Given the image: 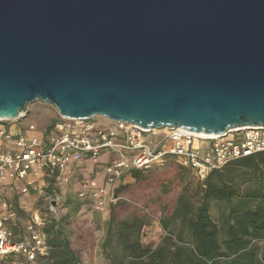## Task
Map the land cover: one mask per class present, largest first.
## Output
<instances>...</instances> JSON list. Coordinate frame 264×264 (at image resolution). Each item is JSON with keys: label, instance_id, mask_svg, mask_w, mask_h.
<instances>
[{"label": "water", "instance_id": "1", "mask_svg": "<svg viewBox=\"0 0 264 264\" xmlns=\"http://www.w3.org/2000/svg\"><path fill=\"white\" fill-rule=\"evenodd\" d=\"M36 103L199 135L264 127V0H0V119Z\"/></svg>", "mask_w": 264, "mask_h": 264}, {"label": "built area", "instance_id": "2", "mask_svg": "<svg viewBox=\"0 0 264 264\" xmlns=\"http://www.w3.org/2000/svg\"><path fill=\"white\" fill-rule=\"evenodd\" d=\"M15 120L0 119V264H36L47 249L42 231L46 221L38 213L18 240L6 230L5 223L16 218L13 207L3 198L6 186L23 182L19 193L27 194L36 179H41L43 190L48 188L43 176L52 179L53 188L45 201L57 203L54 212H49L57 216L79 165L91 162L96 170L78 181L74 194L95 212L107 213L111 206L126 201L116 195V189L130 171L148 172L173 159L203 181L232 162L264 153V127L201 138L178 129H143L108 119L99 125L93 118L71 120L58 115L40 138L12 132L7 123ZM28 131H35V127L28 126ZM100 156H105L104 163L97 161Z\"/></svg>", "mask_w": 264, "mask_h": 264}, {"label": "trees", "instance_id": "3", "mask_svg": "<svg viewBox=\"0 0 264 264\" xmlns=\"http://www.w3.org/2000/svg\"><path fill=\"white\" fill-rule=\"evenodd\" d=\"M175 167L181 188L158 209L164 233L159 243L142 246L146 217L137 210L127 219L120 218L129 205L119 202L103 215L99 244L103 259L109 264H264V153L210 173L191 190L189 171ZM129 173L134 185H120L116 195L130 194L134 187L144 192L152 186L162 187L170 179ZM63 205L68 213L59 221L45 211L50 216L42 230L47 249L36 264H84L82 250L74 246L75 232L69 229L71 216L84 204L68 198ZM213 205L222 207L218 222L211 216ZM12 207L16 218L24 215L16 199ZM77 237L81 239L82 234Z\"/></svg>", "mask_w": 264, "mask_h": 264}, {"label": "rangeland", "instance_id": "4", "mask_svg": "<svg viewBox=\"0 0 264 264\" xmlns=\"http://www.w3.org/2000/svg\"><path fill=\"white\" fill-rule=\"evenodd\" d=\"M56 116L57 112L51 107L36 103L29 105L26 112L16 120L20 122L23 121L28 125L32 124L35 128L37 127V129L42 130L45 126L49 125ZM93 119L97 122V124L100 122L99 125H103V121H105L104 118L99 116L93 117ZM103 160V156H100L97 159L99 163ZM171 164L172 162L168 160L161 165L154 166L149 170V172H147V174H150L151 179L154 180H163L166 179L167 176H170V179L164 183L162 187L152 186L145 192L134 187L130 194L124 195L126 201L123 202L128 204L129 208L121 215L120 218L127 219L138 210V212L143 214L147 219V226L143 231L141 240L142 246L144 247L155 246L164 236L159 224V220L162 215L161 213H158V209L162 205H165L168 201L175 198L181 188L176 179L177 167ZM77 170V178L76 180L74 179V181H71L70 187L78 185L79 180L85 178L91 171H95L96 165L91 162L83 161ZM188 175V180L191 184L189 190H191V188L195 187V185L199 184L201 181L198 180L191 171H189ZM123 185L132 186L134 183L130 180V178H126V180L123 181ZM143 193H145L144 196L142 195ZM32 204L34 209H38L36 211H38L39 214L42 213V215L40 214L42 218L47 220L50 217L44 210L45 202L41 196L38 199L36 198L35 202ZM136 204H139L140 206ZM141 206H143V208ZM221 208L222 207L218 205H213L212 207L211 216L215 222H218L220 219ZM67 213L68 208L61 206L59 214L57 216H52V219L59 221ZM26 214L15 218V222L20 227H23L27 221L31 220H28V217L32 218L31 214ZM105 214L106 213L95 212L89 206L84 205L77 212V214L71 216L70 218L69 229H73L75 232V237L73 238L75 242L74 246L80 247L82 250L84 264H109L103 259L99 249V244L103 237V215ZM11 225V222H6V230L11 231ZM87 233L89 235H87ZM80 234H82L81 239L77 237ZM84 242H86V244Z\"/></svg>", "mask_w": 264, "mask_h": 264}, {"label": "crops", "instance_id": "5", "mask_svg": "<svg viewBox=\"0 0 264 264\" xmlns=\"http://www.w3.org/2000/svg\"><path fill=\"white\" fill-rule=\"evenodd\" d=\"M58 116V115H57ZM57 116L54 118V120L53 121H51V123H53L56 119H57ZM50 123V124H51ZM49 124V125H50ZM30 125H32V124H26V123H24L23 121H18V120H16L15 122L13 121H11V122H8L7 123V126L11 129V131L12 132H14V133H23V134H25L26 136H36V137H43V135L45 134V132L47 131V129H48V127H49V125H47V126H45L42 130H40V129H37V127L35 128V131H28V126H30ZM34 126V125H33ZM35 127V126H34ZM104 160H105V156H104ZM104 160L102 161V162H100V163H104ZM169 161H171L172 162V164H174V165H177V166H179V167H182V166H180V165H178L177 163H175V161L173 160V159H168ZM167 160V161H168ZM182 168H185V167H182ZM186 170H188V171H191L190 169H188V168H185ZM220 171V170H219ZM77 172H78V170H76V172H75V174L73 175V178H72V180L71 181H74V179L76 180V178H77V176H76V174H77ZM149 172V171H148ZM126 178H130V180H132V178H131V176H130V173L128 172V173H126L125 175H124V177H123V180H126ZM42 179H44L45 181H47V184H48V188L47 189H42L41 187H40V180H38V179H36L35 181H36V183H35V186L34 187H32L31 189H29V192L27 193V194H20L19 193V189L21 188V187H23L24 186V183L23 182H20V183H18V184H15V186H13V187H11V186H6V188H5V194L3 195V198L8 202V203H10L11 204V206H12V204H14V200L16 199V201H17V205H18V208L22 211V213H24V215L26 214V215H28V214H31V216H33L35 213H38L39 214V212L38 211H36V210H38V209H34L32 206H33V204L32 203H34L35 202V200H36V198L38 199L40 196L43 198V200H44V202H45V211H49L48 210V206H49V204L45 201V196L47 195V193H50V191L52 190V188H53V180L52 179H48V178H45L44 176H43V178ZM49 180H52V185H50L49 186ZM133 181V180H132ZM70 184H71V182H70ZM70 184L67 186V188H66V190H65V197H64V201H63V203L61 204V206H64L63 204L66 202V200L68 199V198H71L72 200H76V201H78L77 199H76V197H75V190H76V188H77V185H74L73 187L71 186L70 187ZM79 202V201H78ZM60 206V207H61ZM29 212V213H28ZM41 215H42V213H40ZM23 215V216H24ZM29 218V217H28ZM31 218H29V220H30ZM29 221H27L25 224H24V226L23 227H20L16 222H15V220L14 221H12L11 223H12V225H11V232H12V236H13V239L15 240V239H17L18 240V238L19 237H23V236H25V234L23 233V235L21 236V234H22V232H23V230H24V228H25V226H26V224L28 223Z\"/></svg>", "mask_w": 264, "mask_h": 264}, {"label": "bare ground", "instance_id": "6", "mask_svg": "<svg viewBox=\"0 0 264 264\" xmlns=\"http://www.w3.org/2000/svg\"><path fill=\"white\" fill-rule=\"evenodd\" d=\"M195 135L198 137H201V138H216V137H218L217 135H199V134H195Z\"/></svg>", "mask_w": 264, "mask_h": 264}]
</instances>
